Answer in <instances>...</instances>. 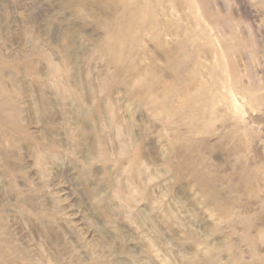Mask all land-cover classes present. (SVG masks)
I'll return each mask as SVG.
<instances>
[{
  "label": "rangeland",
  "instance_id": "obj_1",
  "mask_svg": "<svg viewBox=\"0 0 264 264\" xmlns=\"http://www.w3.org/2000/svg\"><path fill=\"white\" fill-rule=\"evenodd\" d=\"M0 264H264V0H0Z\"/></svg>",
  "mask_w": 264,
  "mask_h": 264
}]
</instances>
